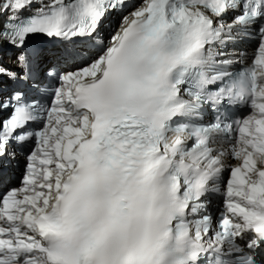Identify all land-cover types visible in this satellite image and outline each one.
<instances>
[{"label": "snow or ice", "instance_id": "6c2138e0", "mask_svg": "<svg viewBox=\"0 0 264 264\" xmlns=\"http://www.w3.org/2000/svg\"><path fill=\"white\" fill-rule=\"evenodd\" d=\"M234 30L259 35L235 74L212 52ZM5 45L0 174L18 154L25 174L0 203V264H264V0H0ZM225 141L241 163L214 229Z\"/></svg>", "mask_w": 264, "mask_h": 264}, {"label": "bare ground", "instance_id": "6f19581e", "mask_svg": "<svg viewBox=\"0 0 264 264\" xmlns=\"http://www.w3.org/2000/svg\"><path fill=\"white\" fill-rule=\"evenodd\" d=\"M7 59H14V56H11V57H9V58H7Z\"/></svg>", "mask_w": 264, "mask_h": 264}]
</instances>
